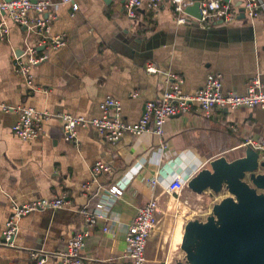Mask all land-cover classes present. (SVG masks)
<instances>
[{
    "label": "crops",
    "instance_id": "1",
    "mask_svg": "<svg viewBox=\"0 0 264 264\" xmlns=\"http://www.w3.org/2000/svg\"><path fill=\"white\" fill-rule=\"evenodd\" d=\"M74 1L79 5L74 14L71 6L57 9L53 33L63 34L66 45L40 50L49 58L34 68L35 88L15 67L29 31L0 12V21L10 26L7 40H0V104L34 107L48 116L43 136L24 141L13 133L18 114L0 106V236L13 204L64 193L71 203L22 218L15 246H0V264H29V250L48 254L47 264H60L54 254L66 248L83 223L78 209L94 208L114 185L123 193L108 217L93 227L83 252L95 264H127L126 230L149 200L147 180L153 177L158 178L160 224L148 245V264H172L173 258L181 262L184 229L194 218L182 220L180 211L168 205L174 197L167 186L177 176L189 183L220 156L229 161L245 156V141L264 140V109H223L206 118L195 105L188 114L170 118L164 136L125 133L116 143L88 128L68 140L61 118L66 113L100 117L102 102L113 97L122 104L124 122L137 123L145 103L167 90L169 72L184 77L185 94L196 93L213 72L222 74L224 91L245 93L253 78L264 81V14L251 19L243 0H230L237 14L233 22L216 19L202 26L192 16L178 23L172 0H163L157 10L144 4L135 18L127 14L126 0ZM187 3L192 6L194 0ZM148 63L158 72L148 74ZM98 160L111 164L113 172L93 180L92 166ZM87 182L92 185L85 195ZM187 195L199 196L188 187L182 197ZM212 209L205 219H195L205 221Z\"/></svg>",
    "mask_w": 264,
    "mask_h": 264
},
{
    "label": "built area",
    "instance_id": "2",
    "mask_svg": "<svg viewBox=\"0 0 264 264\" xmlns=\"http://www.w3.org/2000/svg\"><path fill=\"white\" fill-rule=\"evenodd\" d=\"M243 1L246 15L249 18L255 19L264 14V0ZM162 2L163 0H126L125 10L130 18H135L139 8L144 4L152 10H157ZM172 2L175 20L180 24H185L189 16L186 13L187 0H172ZM59 6H71L72 14L79 10V5L74 0H60L57 4L50 0H0V12L6 14L15 24L26 27L29 31V37L24 41L23 53L15 59V67L18 75L30 88H35V66L49 58L47 53L40 54V50L42 48L59 49L66 45V38L63 34L53 33V25L58 20ZM201 14L202 18L197 22L202 26L216 19L231 23L237 18L231 1L225 2L224 0H202ZM9 34L10 26L5 21H0V40H7ZM146 72L155 74L158 69L153 63H148ZM166 75L167 90L158 100L145 103L144 113L137 123L124 122L121 102L108 97L100 106L102 112L100 117L89 118L82 115L63 114L61 121L66 138L71 141L75 140L80 128L94 130L109 143L120 141L125 133L138 135L152 131L164 136L167 121L172 117L188 114L195 105L199 106L202 115L206 118L211 117L215 111L223 109L237 110L243 107L264 109V81L259 76L251 80L245 93L237 94L224 91L222 74L213 72L207 75L205 85L196 93L185 94L183 91L184 77L177 72H169ZM137 95V93L134 94V97ZM0 106L5 112L18 114V120L13 126V133L16 137L24 141H33L43 136L47 114L37 111L34 107H11L4 104ZM243 145L256 150L259 153V160H264L263 139H248ZM112 172L113 166L103 160L96 161L92 166L93 180ZM147 182L150 198L139 207L126 230L128 249L125 258L127 264H148V245L160 224L158 218L160 197L156 192L158 178H150ZM91 185V182L85 183L83 187L85 195L90 191ZM187 187L188 182L177 176L167 186V192L180 202ZM108 192V197H103L94 208L85 205L78 209L83 223L75 231L66 248L54 254L60 264H95L94 260L84 256L86 240L90 237L93 227L100 220L108 217L109 208L116 198L122 195L123 190L122 187L114 185L109 188ZM70 204L65 193L60 196L13 204L11 215L0 236V246H15L14 240L19 232V222L22 218L36 211L63 208ZM104 232L109 233L110 229L105 227ZM48 256L44 251H28L29 264H47Z\"/></svg>",
    "mask_w": 264,
    "mask_h": 264
},
{
    "label": "water",
    "instance_id": "3",
    "mask_svg": "<svg viewBox=\"0 0 264 264\" xmlns=\"http://www.w3.org/2000/svg\"><path fill=\"white\" fill-rule=\"evenodd\" d=\"M201 2L186 8L196 21L202 18ZM188 188L198 195H226L205 221L187 222L181 243L185 260L176 264H264V160L259 153L247 147L238 159L220 156Z\"/></svg>",
    "mask_w": 264,
    "mask_h": 264
},
{
    "label": "rangeland",
    "instance_id": "4",
    "mask_svg": "<svg viewBox=\"0 0 264 264\" xmlns=\"http://www.w3.org/2000/svg\"><path fill=\"white\" fill-rule=\"evenodd\" d=\"M226 195L225 193H221ZM219 195V194H218ZM218 195H211L210 193L202 194L199 196H183L182 200L178 202L175 198L168 202V205L172 206L173 209L179 210L182 220H187L189 218H199L205 219L206 215L209 213V210L212 209V205L221 201ZM224 197V196H223ZM187 200V203L185 201ZM184 254V253H183ZM173 263L176 264L178 261L176 258H173ZM184 261V260H183Z\"/></svg>",
    "mask_w": 264,
    "mask_h": 264
}]
</instances>
